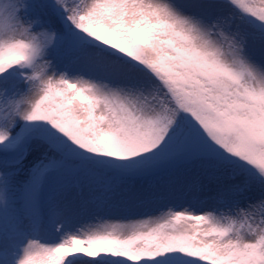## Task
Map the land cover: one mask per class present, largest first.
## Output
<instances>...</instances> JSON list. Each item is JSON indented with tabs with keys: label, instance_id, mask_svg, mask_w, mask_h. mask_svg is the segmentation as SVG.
Wrapping results in <instances>:
<instances>
[{
	"label": "snow or ice",
	"instance_id": "obj_1",
	"mask_svg": "<svg viewBox=\"0 0 264 264\" xmlns=\"http://www.w3.org/2000/svg\"><path fill=\"white\" fill-rule=\"evenodd\" d=\"M0 264H264V0H0Z\"/></svg>",
	"mask_w": 264,
	"mask_h": 264
},
{
	"label": "rangeland",
	"instance_id": "obj_2",
	"mask_svg": "<svg viewBox=\"0 0 264 264\" xmlns=\"http://www.w3.org/2000/svg\"><path fill=\"white\" fill-rule=\"evenodd\" d=\"M163 203H168V204H170V205H171V204L179 205V204L183 203V200H182V199H179V198H177V199H168V200H164ZM45 239H46L48 242H55V240H56L57 238L54 237V236L49 235V236L45 237Z\"/></svg>",
	"mask_w": 264,
	"mask_h": 264
}]
</instances>
